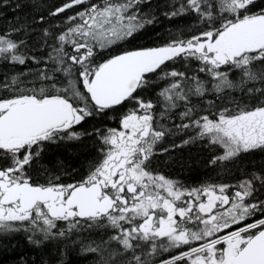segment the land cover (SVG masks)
Returning <instances> with one entry per match:
<instances>
[{
	"label": "snow or ice",
	"instance_id": "6c2138e0",
	"mask_svg": "<svg viewBox=\"0 0 264 264\" xmlns=\"http://www.w3.org/2000/svg\"><path fill=\"white\" fill-rule=\"evenodd\" d=\"M0 264H264V0H0Z\"/></svg>",
	"mask_w": 264,
	"mask_h": 264
}]
</instances>
